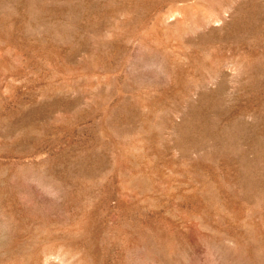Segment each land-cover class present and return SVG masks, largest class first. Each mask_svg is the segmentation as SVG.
Masks as SVG:
<instances>
[{"label": "rangeland", "instance_id": "1", "mask_svg": "<svg viewBox=\"0 0 264 264\" xmlns=\"http://www.w3.org/2000/svg\"><path fill=\"white\" fill-rule=\"evenodd\" d=\"M0 264H264V0H0Z\"/></svg>", "mask_w": 264, "mask_h": 264}]
</instances>
